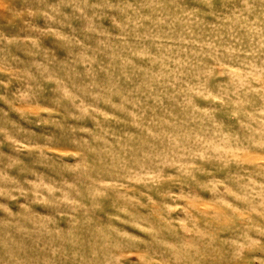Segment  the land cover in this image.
Wrapping results in <instances>:
<instances>
[{
    "label": "rangeland",
    "instance_id": "obj_1",
    "mask_svg": "<svg viewBox=\"0 0 264 264\" xmlns=\"http://www.w3.org/2000/svg\"><path fill=\"white\" fill-rule=\"evenodd\" d=\"M0 264H264V0H0Z\"/></svg>",
    "mask_w": 264,
    "mask_h": 264
}]
</instances>
